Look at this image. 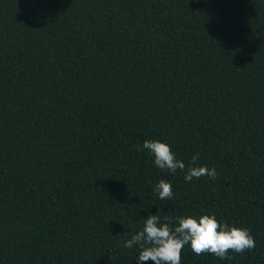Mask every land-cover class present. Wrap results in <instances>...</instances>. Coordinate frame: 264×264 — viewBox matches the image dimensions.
Returning a JSON list of instances; mask_svg holds the SVG:
<instances>
[{
	"label": "trees",
	"instance_id": "1",
	"mask_svg": "<svg viewBox=\"0 0 264 264\" xmlns=\"http://www.w3.org/2000/svg\"><path fill=\"white\" fill-rule=\"evenodd\" d=\"M145 140L217 178L157 169ZM157 213L255 240L182 264H264V0H0V264H137Z\"/></svg>",
	"mask_w": 264,
	"mask_h": 264
},
{
	"label": "clouds",
	"instance_id": "2",
	"mask_svg": "<svg viewBox=\"0 0 264 264\" xmlns=\"http://www.w3.org/2000/svg\"><path fill=\"white\" fill-rule=\"evenodd\" d=\"M146 151L153 158L154 166L159 170L175 174L177 170L184 172L186 182L194 178L207 176L211 180L217 178L215 167L200 163L199 155H193L187 161L178 159L168 142L145 140L139 149ZM161 200L173 198V185L170 181L160 180L153 189ZM186 245L196 254H213L220 259L229 256V250L240 253L255 247V240L250 230L237 227L218 220L214 213L203 215H182L175 220L157 214L144 219L141 230L128 239L124 247L137 249L134 259L137 264H182L181 253Z\"/></svg>",
	"mask_w": 264,
	"mask_h": 264
}]
</instances>
